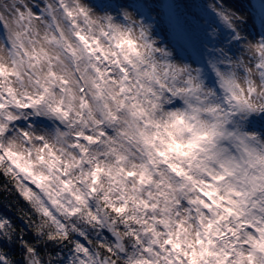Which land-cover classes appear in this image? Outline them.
I'll return each mask as SVG.
<instances>
[{
  "label": "snow or ice",
  "instance_id": "1",
  "mask_svg": "<svg viewBox=\"0 0 264 264\" xmlns=\"http://www.w3.org/2000/svg\"><path fill=\"white\" fill-rule=\"evenodd\" d=\"M183 7L0 0V264H264V0Z\"/></svg>",
  "mask_w": 264,
  "mask_h": 264
},
{
  "label": "trees",
  "instance_id": "2",
  "mask_svg": "<svg viewBox=\"0 0 264 264\" xmlns=\"http://www.w3.org/2000/svg\"><path fill=\"white\" fill-rule=\"evenodd\" d=\"M194 3H199L200 0H193ZM255 7L257 8V11L259 12L260 9V0H252ZM194 9L195 13H199V8H192ZM188 18L191 19L193 23H197V21L194 19L192 14L188 16ZM4 178L0 176V184H2ZM28 211V206L26 202H24L21 198H19L17 195H12L7 198L4 196H0V213L5 214L9 217H11L13 220H15L17 223L19 221L17 220V217L19 215H22L24 212ZM13 255L18 257L19 253L18 251L13 252Z\"/></svg>",
  "mask_w": 264,
  "mask_h": 264
},
{
  "label": "rangeland",
  "instance_id": "3",
  "mask_svg": "<svg viewBox=\"0 0 264 264\" xmlns=\"http://www.w3.org/2000/svg\"><path fill=\"white\" fill-rule=\"evenodd\" d=\"M160 2L162 4H165V3L171 2V0H160ZM177 2H179L181 4V10L187 12L188 13V16L191 13H195L194 9H192V8L191 9H185L183 7V5L185 3H188V4L194 3L193 0H177ZM205 2L212 3L213 0H205ZM241 2L244 3L245 6H247V0H241ZM252 3H253V1H252ZM253 5H254V3H253ZM159 11L161 13V15L159 17V29L161 31V34L162 35L167 34L169 38H173L174 39L175 36H174V33H173V22L170 20V12H169V9L162 6L159 9ZM253 14H254V17H255V24H256V26L258 28L259 27V12L257 11V8L255 7V5H254V12H253ZM152 15H153V18H154V21H155V19H156V13L153 12ZM188 16H187V18H188ZM188 19L191 21L190 18H188Z\"/></svg>",
  "mask_w": 264,
  "mask_h": 264
}]
</instances>
